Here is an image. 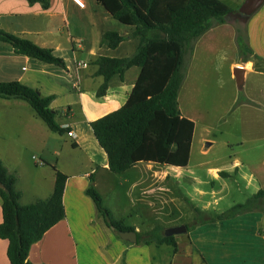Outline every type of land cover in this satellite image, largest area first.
<instances>
[{
	"label": "crops",
	"instance_id": "obj_1",
	"mask_svg": "<svg viewBox=\"0 0 264 264\" xmlns=\"http://www.w3.org/2000/svg\"><path fill=\"white\" fill-rule=\"evenodd\" d=\"M83 1L84 8H80L71 0H49V7L43 9L40 4L30 5L24 0H0L1 30L27 39L39 47L51 49L66 65V69H63L47 64L17 54L10 45L0 43V82H18L36 89L44 97H54L50 107L60 113L57 123L74 134V137H69V132L63 135L53 133L26 102L0 98V161L10 172L21 174L17 183L21 205L47 199L52 194L55 170L68 177L63 193L65 218L32 245L28 261L33 264H145V250L152 246L157 250L169 247L174 256L186 246L198 257L200 264H264V236L257 235L255 226L246 230L241 216L196 226L193 234L187 232L188 237L183 242L176 236L177 251L174 252L167 245L157 247L121 240L117 232L106 227L85 194L92 175L93 185L100 195L105 188L112 190L127 186L128 197L131 189L145 182V179L137 178L136 169L145 170L146 166L149 172H155L152 169L158 164L163 170L149 174L152 177L159 173L157 176L161 178L152 177L159 185L157 195L163 199L157 207L169 205L173 196L184 198L180 184L186 179H193L183 175V167L187 166H183V163L185 161L186 164L188 157L183 154L179 157L177 142L184 129L192 140L197 123L189 112L183 114L180 110V97L192 90L194 67L201 55L206 60L213 54L219 63H228V80L234 84V69L244 71L243 83H248L254 74L264 71V3L251 17L243 19L251 51L247 60L239 55L236 27L230 22L214 25L197 39L187 76L177 98L180 115L171 118L172 125L162 130L155 122L158 118L165 120V117L163 112H158L145 132L143 146L134 153L135 165L123 174H113L89 124L123 106H131L159 94L176 64L175 59L167 57V52L177 53V48L171 44L151 46L144 67L129 68L123 79L113 76L105 95L97 97L96 91L103 78L96 75L98 68L93 62L98 57L130 58L136 53L138 40L132 36L133 27L129 17L120 20L112 17L121 9L119 0ZM164 1L166 5L160 13L156 10L157 0H153L146 16L149 22L159 21L152 20L150 17L153 15H160L162 21H167L169 11L178 9L168 3H180L176 5L181 8L188 0ZM201 1L216 4L214 1ZM134 2L144 12L147 5L140 6L137 0ZM234 3H239V0H234ZM109 31L117 32L124 38L115 49L102 44L103 34ZM247 69L252 73H247ZM169 136L176 144L172 148L174 150L167 152V157L162 160L149 157L157 151L156 142L160 143ZM29 153H38L39 156H29ZM30 160L34 161V168ZM241 167L242 164L234 160L228 169H209L210 189L222 180L237 179L242 174ZM119 178L123 179V184L118 181ZM251 179H254L252 174L248 176V181ZM199 210L210 215L207 209ZM121 215L117 220L127 227H133L130 221L134 219L133 216H138L128 213L127 209ZM151 215L145 220L146 231L156 226L167 229L180 225V209H157ZM191 216L192 222L193 212ZM7 245V241L0 239V264H10L6 255Z\"/></svg>",
	"mask_w": 264,
	"mask_h": 264
},
{
	"label": "trees",
	"instance_id": "obj_2",
	"mask_svg": "<svg viewBox=\"0 0 264 264\" xmlns=\"http://www.w3.org/2000/svg\"><path fill=\"white\" fill-rule=\"evenodd\" d=\"M30 5L40 4L43 9L49 7V0H24ZM121 9L112 14L116 20L129 17L133 27L132 36L138 40L136 53L130 58L98 57L93 64L98 68L96 75L103 78L96 91L97 97H103L108 83L113 76L123 79L124 73L131 67L142 68L147 64L148 52L155 44H171L177 48V53L168 51L167 57L175 59L176 64L164 89L142 102L131 106H123L89 124L92 134L99 147L107 157L108 169L113 174H123L134 165V153L145 142V132L158 112H163L169 118L180 115L178 109V94L184 82L187 67L192 57L197 39L214 25L229 22L230 16H236L237 10L230 8L220 11L215 5L201 0H188L176 10L169 11L167 21L149 22V14L153 0H147L144 12H141L134 0H119ZM117 32L109 31L103 34L102 44L109 49H115L123 41ZM239 55L247 60L251 56L247 44V35L237 30ZM0 43L10 45L17 54L34 58L41 62L66 69L63 59L56 57L51 49L39 47L31 41L9 34L0 29ZM0 98L5 100H22L26 102L56 134L69 132L57 123L60 114L50 105L52 96L44 97L36 89L18 82H0ZM68 177L55 170V182L52 194L44 200H37L29 205H21V192L17 189L19 176L10 172L0 161V200L2 222L0 223V239L7 241L6 255L10 264H33L28 261L29 251L33 244L42 239L44 234L65 218L63 193ZM93 176L89 177V186L85 191L92 201L95 210L101 215L104 224L109 229L119 233L135 231L122 221L115 220L111 212L103 205L101 195L93 185ZM193 223L187 226V232L196 226L214 224L231 220L237 216L254 211H264V190H259L243 204L234 205L231 209L210 217L196 207H192ZM164 228L156 226L145 232L137 233L136 244L171 246L177 251L176 236L165 237Z\"/></svg>",
	"mask_w": 264,
	"mask_h": 264
},
{
	"label": "rangeland",
	"instance_id": "obj_3",
	"mask_svg": "<svg viewBox=\"0 0 264 264\" xmlns=\"http://www.w3.org/2000/svg\"><path fill=\"white\" fill-rule=\"evenodd\" d=\"M137 1L140 6L147 5V0ZM213 1L216 3L215 8L220 11L228 8L238 11L245 0H239V3H234V0H209L208 2ZM157 4L156 10L160 13L163 12L165 1L157 0ZM168 4L174 9L180 7L176 5L180 3ZM150 18L163 20L160 15H153ZM228 20L235 25L236 31L238 30L241 35L245 33L243 19L240 16H230ZM230 47H232L231 44ZM214 57L216 56L211 54L205 60L202 55L200 56V60L198 59L194 67L193 76L195 78H193L192 90L189 89L180 97V110L183 114L189 112V115L193 116L197 123L192 140L187 130L184 129L177 142L179 157L182 154L186 158L188 157L186 164L185 161L183 163V166L187 165L183 167V175L193 179L192 181L186 179L180 184L184 198L176 195L171 197L169 205L157 207V204H160L163 199L157 195L156 191L159 185L152 177L161 178L157 176L159 173L152 177L149 174L163 170L158 164L152 169L155 172H149L146 166L145 170L136 169L137 178H143L145 182L140 184L142 186L131 189L128 192V197H126L127 186L112 190L105 188L101 194L103 205L111 212L115 220L122 216L121 213L124 209H127L128 213L131 212L132 215L134 213L138 215L137 217L133 216L134 219L130 223L141 235L147 232L145 220L152 216V212L156 213L157 209H180V225H190L193 222L190 221L192 207L207 209L206 212L210 214L209 216L216 218L234 205L245 203L257 191L264 190V71L254 74L248 83L244 82V85L237 86L228 80V63H219ZM229 60H231V53ZM247 73L252 72L247 69ZM163 116L165 120L158 118L155 122L162 130L173 123L171 118L165 114ZM208 144L211 145L207 146ZM156 147L157 151L155 149L156 152L151 153L149 157L162 160L167 157V152L174 150L172 148L176 147V144L169 136L165 140H161L160 143L156 142ZM29 154V156L34 155L37 158L39 156L38 153ZM234 160H238L242 164L240 168L242 174H239L237 179L232 178L215 183L213 189H210L211 179L207 176L209 169L216 167L228 169ZM29 163L34 168V161L30 160ZM250 174L254 176V179L248 181ZM244 175L247 176L242 178ZM118 181L123 184L122 178H119ZM138 183L140 182L136 184ZM165 199L168 200L167 197ZM240 216L246 230L255 226L257 235L259 233L264 236V211ZM193 233L190 231L189 234ZM178 237L183 242L188 236L186 233ZM256 245L260 246V244ZM252 251L257 252L256 249ZM145 264H200V262L195 254L187 250L186 246L180 248L175 256L169 247L157 250L152 246L145 250Z\"/></svg>",
	"mask_w": 264,
	"mask_h": 264
},
{
	"label": "water",
	"instance_id": "obj_4",
	"mask_svg": "<svg viewBox=\"0 0 264 264\" xmlns=\"http://www.w3.org/2000/svg\"><path fill=\"white\" fill-rule=\"evenodd\" d=\"M263 3L264 0H245L241 7L238 9L237 15L242 19H248L259 10ZM233 76L235 78L237 86L243 85L244 71L242 69H234ZM187 231L188 230L186 225H178L165 229L163 234L165 237L180 236L186 234ZM118 235L121 240L129 242L131 244H136L137 242L136 231H122L119 232Z\"/></svg>",
	"mask_w": 264,
	"mask_h": 264
},
{
	"label": "built area",
	"instance_id": "obj_5",
	"mask_svg": "<svg viewBox=\"0 0 264 264\" xmlns=\"http://www.w3.org/2000/svg\"><path fill=\"white\" fill-rule=\"evenodd\" d=\"M71 1L74 2L78 7L84 8L85 3L83 0H71ZM67 135L69 137H74V134L72 132L67 133Z\"/></svg>",
	"mask_w": 264,
	"mask_h": 264
}]
</instances>
